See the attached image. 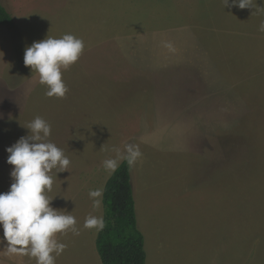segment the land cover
<instances>
[{
  "label": "rangeland",
  "instance_id": "rangeland-1",
  "mask_svg": "<svg viewBox=\"0 0 264 264\" xmlns=\"http://www.w3.org/2000/svg\"><path fill=\"white\" fill-rule=\"evenodd\" d=\"M0 3L14 22L0 26V193L14 182L6 149L45 119L70 159L47 195L80 229L56 234L67 245L56 264H102L99 230L83 224L104 219L103 161L129 143L143 153L131 179L146 264H264V0ZM65 34L85 49L62 70L66 97L49 98L25 49ZM3 237L0 225V264H36Z\"/></svg>",
  "mask_w": 264,
  "mask_h": 264
},
{
  "label": "clouds",
  "instance_id": "clouds-1",
  "mask_svg": "<svg viewBox=\"0 0 264 264\" xmlns=\"http://www.w3.org/2000/svg\"><path fill=\"white\" fill-rule=\"evenodd\" d=\"M226 6H238L240 9H253V0H226ZM260 11V9H257ZM258 30L264 32V21ZM174 51L171 43H165ZM85 43L81 38L65 34L60 38H47L26 47L24 63L39 76V83L46 85L45 95L49 98H65L69 92L63 71L75 64L82 56ZM30 134L21 137L8 147L7 162L14 165L11 171L13 183L10 190L0 193V225L4 230L3 239L7 241L6 252L9 255L26 254L35 258L36 264H56V258L67 245L58 242L56 234H80L76 218L52 207V198L47 195L53 188V172L68 171L70 159L63 149L48 138L52 134L51 124L37 116L27 126ZM115 158L103 161L104 168L114 173L120 161L133 166L141 160L143 153L138 144H125L124 151L114 148ZM93 200V208L102 205V190L94 189L88 193ZM84 228L103 230V217L88 216Z\"/></svg>",
  "mask_w": 264,
  "mask_h": 264
},
{
  "label": "trees",
  "instance_id": "trees-1",
  "mask_svg": "<svg viewBox=\"0 0 264 264\" xmlns=\"http://www.w3.org/2000/svg\"><path fill=\"white\" fill-rule=\"evenodd\" d=\"M14 25L0 3V26ZM105 227L99 230L96 248L102 264H146L145 236L138 228L131 166L122 161L107 180L103 192Z\"/></svg>",
  "mask_w": 264,
  "mask_h": 264
},
{
  "label": "crops",
  "instance_id": "crops-1",
  "mask_svg": "<svg viewBox=\"0 0 264 264\" xmlns=\"http://www.w3.org/2000/svg\"><path fill=\"white\" fill-rule=\"evenodd\" d=\"M169 32V31H168ZM179 36V35H178ZM179 37H182V36H179Z\"/></svg>",
  "mask_w": 264,
  "mask_h": 264
}]
</instances>
